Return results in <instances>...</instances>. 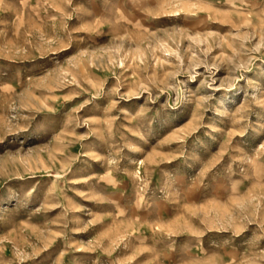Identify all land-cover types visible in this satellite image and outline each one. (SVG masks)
<instances>
[{"label":"rangeland","instance_id":"rangeland-1","mask_svg":"<svg viewBox=\"0 0 264 264\" xmlns=\"http://www.w3.org/2000/svg\"><path fill=\"white\" fill-rule=\"evenodd\" d=\"M0 264H264V0H0Z\"/></svg>","mask_w":264,"mask_h":264}]
</instances>
